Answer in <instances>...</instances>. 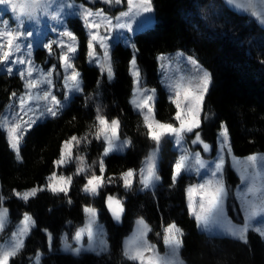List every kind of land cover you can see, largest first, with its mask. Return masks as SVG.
<instances>
[{
    "label": "snow or ice",
    "instance_id": "1",
    "mask_svg": "<svg viewBox=\"0 0 264 264\" xmlns=\"http://www.w3.org/2000/svg\"><path fill=\"white\" fill-rule=\"evenodd\" d=\"M105 5H125L124 10L110 15L103 8L93 10L84 3L75 0H0V73L9 77L18 76L22 81V90H13L8 95V103L0 107V132L6 136L9 147L17 161H22L21 147L26 136L40 123L49 118H57L73 102L77 94L84 93L83 77L76 60L79 58L80 42L77 35L64 24L66 15H75L87 30V60L99 68L100 76L111 82L115 78L112 60L113 41L125 38V33L140 30L146 20L151 19L155 11L153 0H102ZM238 12L247 14L264 26V0H227ZM69 10V11H66ZM111 10V9H110ZM9 16V18H5ZM56 38L39 42V47L47 50L49 58L43 65L37 64L34 57L33 37L40 31L41 21ZM54 22V25L48 22ZM134 25L138 27L134 28ZM131 42V36L125 38V44ZM55 46V48H54ZM97 48L102 50L97 51ZM133 49L128 64L132 77V89L129 103L133 110L142 117L147 139L153 146L141 162V166L128 168L119 176H105V158L111 154L122 153L130 147V138H121L119 117L109 119L103 114V106L96 105L94 123L83 136L71 135L63 140L59 157L53 161L54 170L46 177V183L33 186L23 191L13 189L12 195L27 203L38 192L51 191L64 194L71 190L74 177H83L85 183L80 189L86 196L95 198L108 185L122 182L125 191L132 190L135 184L138 190H155L161 180L159 174V152L162 143H173L179 155L171 165V184L174 187L185 174L199 178L197 183H190L186 188L187 209L196 221L197 227L210 231L213 227L223 234L244 243L248 242L249 232H255L264 238V153H252L239 158L233 155L229 129L221 124L218 134L219 148L212 159H204L202 152L213 151V146L205 141L201 134L204 121L210 115L204 110V101L213 83L212 73L200 61L191 55L177 52L175 55L160 53L158 71L160 84L167 92L168 101L174 106L170 121L157 119V89L149 88L140 65L137 62L139 49L131 43ZM101 79L97 80L96 96L100 95ZM85 106L93 97L84 96ZM75 119V118H74ZM91 137V138H90ZM99 141L103 151L98 160L88 163L86 152H81V145H90ZM189 145H195L194 150ZM232 157V167L238 174L240 184L235 192L243 212L241 223H233L225 212V204L232 190L224 180L226 155ZM75 164V171L64 175L58 170ZM98 165L99 175L94 168ZM10 199L0 194V264H11L25 249L26 239L36 221L30 212L13 223L5 201ZM68 203H72L69 197ZM108 210L117 222L124 214V201L114 194L105 198ZM85 222L76 228L71 239L64 236L65 251L79 254L81 251H108L107 242L101 237L103 227L99 224V211L91 204L83 206ZM11 225V230L9 226ZM162 231L155 235L161 237L166 252L162 255L156 244L148 239L152 227L143 217L136 221L133 233L122 244V256L131 264H185L180 252L184 247V231L175 221L164 224ZM47 232L51 247L52 233ZM85 238L87 246L85 247ZM42 253L37 251L30 258V264H41Z\"/></svg>",
    "mask_w": 264,
    "mask_h": 264
},
{
    "label": "trees",
    "instance_id": "2",
    "mask_svg": "<svg viewBox=\"0 0 264 264\" xmlns=\"http://www.w3.org/2000/svg\"><path fill=\"white\" fill-rule=\"evenodd\" d=\"M155 23L135 34L134 41L139 52L140 65L146 85L156 87L158 100L157 119L170 121L174 106L168 101L167 92L160 84L158 61L160 53L183 50L194 54L213 77V83L205 98L204 110L210 119L201 126L205 141L213 146L225 123L234 154L246 156L264 152V30L252 17L231 11L222 0H153ZM75 27L80 37L79 58L76 60L82 72L84 93L77 94L63 114L35 126L26 136L21 147L22 161L15 159L6 136L0 132V194L5 201L13 222L24 212H30L36 226L25 242L24 251L11 264H30V258L39 251L44 254L42 264H131L122 256L124 235L131 229L134 219L142 216L152 227V235L162 231L164 224L175 221L184 231L182 257L187 264H264V238L249 232L248 242L222 235H212L198 229L196 221L187 209L186 188L194 179L185 174L174 187L171 184V165L178 153L172 142L166 141L162 148L160 164L161 182L155 190H137V184L125 191L122 182L115 184L125 195L124 223L114 221L105 203L106 186L95 198L81 192L83 177H75L67 196L51 191L38 192L27 203L12 195V190H24L42 185L54 170L53 161L59 157L63 140L71 135L83 136L94 123L96 105L103 106L108 118L119 117L121 136L131 138L132 144L124 153L111 154L105 158V176L116 175L128 168L138 169L153 146L147 139L142 117L129 103L132 77L129 60L132 49L119 42L113 47L115 78L109 82L103 77L100 95L96 96L97 80L101 79L99 68L87 61V32L77 18ZM38 58L45 50H37ZM13 90H22L18 76L0 73V107L8 103ZM93 97L85 106L84 96ZM75 118V119H74ZM91 162L98 160L103 151L99 141L90 145ZM98 170V165H94ZM99 172V171H98ZM226 175L232 180L237 175L227 164ZM114 187H112L114 189ZM69 197L72 203H68ZM233 193L229 195L231 203ZM93 204L101 209V217L107 222L111 248L105 253L85 252L76 256L59 250L60 237L65 230L73 232L83 224V206ZM231 206V204H229ZM233 215V210L231 208ZM235 218L237 216L234 214ZM238 219V218H237ZM45 229L55 240V250L50 251Z\"/></svg>",
    "mask_w": 264,
    "mask_h": 264
},
{
    "label": "rangeland",
    "instance_id": "3",
    "mask_svg": "<svg viewBox=\"0 0 264 264\" xmlns=\"http://www.w3.org/2000/svg\"><path fill=\"white\" fill-rule=\"evenodd\" d=\"M75 3H77V4H80V3H84L86 6H88V7H92L93 8V10H95V9H97V8H103L106 12H109V14L110 15H116L119 11H122V10H124V8L126 7V4L125 5H117V6H108V5H105L103 2H102V0H75ZM4 6H0V8H3ZM111 9V10H110ZM66 11H69V10H67L66 9ZM5 18H9V16H5ZM78 17L77 16H75V15H66L63 19H64V24L65 25H67V27L70 29V30H72L76 35H77V37L79 38V42H80V37H79V35L77 34V32H76V30H75V27H77L78 26V23L77 22H74V19H77ZM155 20H156V18H155V13H152L151 14V19L150 20H146L145 21V23L142 25V26H139L140 27V30L139 31H136V32H134V33H125V38L126 37H128V36H131V42L129 43V44H125V38H120L119 40H117V41H113V45L115 46V44L116 43H119V42H121V43H123V44H125V45H127V46H129L130 48H131V43H134L135 44V41H134V36H135V34L136 33H138V32H140V31H143V30H145V29H147V28H149V27H151L152 25H154V23H155ZM83 23V22H82ZM48 24H52V25H54V22H51V21H49L48 22ZM135 27H138V25H134V28ZM86 32H87V30H86ZM49 38H51V39H55L56 38V33H53V32H51L50 31V29H49V27L45 24V22H44V19H42V21H41V26H40V31L36 34V36H34L33 37V42H34V44H37V41H39V42H47V40L49 39ZM136 45V44H135ZM113 46V47H114ZM39 48H42V47H39L38 46V44H37V46H35L34 47V59H35V62L37 63V64H40V65H42V66H44L43 65V62L45 61V60H48L49 61V63H53V62H55L54 61V59H52V58H49L48 57V54H47V50L46 49H44L45 50V54H42L39 58H38V54H37V50L39 49ZM54 48H55V46H54ZM137 48V47H136ZM43 49V48H42ZM132 49V48H131ZM80 50V49H79ZM97 51L98 52H101V54H102V50H100L99 48H97ZM132 51H133V49H132ZM177 52H183V53H185V55H191V56H194V57H196L194 54H192V53H189V52H186V51H183V50H177V51H173V52H168V53H165V54H167V55H175V53H177ZM197 58V57H196ZM112 60H113V48H112ZM88 61V60H87ZM91 65H93V64H91ZM113 67H114V64H113ZM206 68V67H205ZM207 69V68H206ZM208 70V69H207ZM79 71L81 72V70L79 69ZM209 71V70H208ZM210 72V71H209ZM82 73V72H81ZM102 80H103V78L101 77V82H102ZM114 80V79H113ZM83 84H84V82H83ZM163 86V85H162ZM147 87H149V88H156V87H152V86H149V85H147ZM157 97H158V91H157ZM206 98V97H205ZM205 102V101H204ZM104 114V113H103ZM109 119H111V118H109ZM222 124H225V123H222ZM220 132V131H219ZM77 136H80V135H77ZM91 138V137H90ZM121 138L123 139V138H125V137H123V136H121ZM127 138H129V137H127ZM131 139V138H130ZM93 142V141H92ZM165 143V142H164ZM164 143H162V145H161V148H160V152H159V174H160V164H161V159H162V148H163V145H164ZM92 144V143H91ZM90 144V145H91ZM90 145H81V148H80V151L81 152H86V154H87V158H88V163L89 164H91L92 162H91V158H90V151H91V148H90ZM172 147H173V149H175V147H174V145H173V143H172ZM189 147H191L192 149H194V150H199V149H197L196 148V146L195 145H189ZM129 147H127L122 153H124V152H126V150L128 149ZM219 148V141H218V137H217V142H216V145H215V149L213 148V151H211V152H209V153H204V152H202V157L204 158V159H212V158H214L215 156H216V150ZM176 150V149H175ZM178 153V152H177ZM232 153H233V155L234 156H236V157H239V158H243V157H246V156H238V155H236V154H234V152H233V150H232ZM256 153H264V152H256ZM178 155H179V153H178ZM226 155V164H225V171H224V180H225V183L227 184V186L232 190V192L231 193H233V196L234 197H231L232 198V201H231V203H229L230 201H229V196H228V198H227V200H226V204H225V212H226V215L228 216V218L229 219H231L232 221H233V223H241L242 222V220H243V212L241 211V209H240V201L238 200V199H236V196H235V192H236V189H237V185H239L240 184V180H239V174H238V172H237V170L234 168V167H232V157L231 156H228L227 154H225ZM227 164H230V166H231V168H232V170L235 172V174L237 175L236 177H233L232 176V180L231 179H229L230 181H229V183H228V179H227V175H226V167H227ZM75 167H76V165L75 164H69V165H67V166H65V167H63L62 169H59L58 170V174L62 171L63 172V174L64 175H69V174H71V173H73L74 171H75ZM94 168L96 169V167L94 166ZM96 172H97V174L99 175V172H98V170L96 169ZM189 175V174H188ZM161 176V175H160ZM194 180L192 181V182H190V183H197L198 181H199V178L198 177H196L195 175H190ZM75 178V177H74ZM74 181V180H73ZM160 182H161V180H160ZM159 182V183H160ZM46 183V182H45ZM44 183V184H45ZM158 183V184H159ZM189 183V184H190ZM115 184H118L117 182L115 183ZM115 184H112V185H108L109 187H107V189H108V192H107V195H109V194H114V195H116L117 197H119V198H121V199H123V201H124V209H125V211H124V214H123V216L121 217V220L119 221V222H117L115 219H114V221L115 222H117V223H119V224H123L124 223V215H125V212H126V205H125V195L124 196H122L121 194H120V192H119V189L117 188V186H115L114 187V185ZM188 184V185H189ZM43 185V184H42ZM136 185V184H135ZM134 185V186H135ZM187 185V186H188ZM37 186V185H36ZM133 186V187H134ZM112 187H114V189L112 188ZM138 188H139V185L137 184V190H138ZM25 190V189H24ZM20 191H23V190H20ZM229 204H231V206L229 205ZM92 206H94V207H96L97 209H98V211H99V214H98V221H99V224L103 227V230H104V234H103V236L101 237V239H104V240H106V242H107V246H108V251L110 250V248H111V242H110V238H109V230H108V225H107V222L104 220V219H102V217H101V209L99 208V207H97V206H95V205H93V204H91ZM5 206H6V204H5ZM7 207V206H6ZM107 207V206H106ZM231 208H232V210H233V215H232V212H231ZM108 209V208H107ZM109 211V210H108ZM110 212V211H109ZM9 213H10V211H9ZM110 214H111V212H110ZM234 214L237 216V218H235V217H233L234 216ZM33 216V215H32ZM111 216H112V214H111ZM140 217H142V216H137L135 219H134V221H133V224H132V226H131V229L124 235V237H123V241L125 240V238H127V237H129L132 233H133V231L135 230V228H136V221L138 220V218H140ZM10 218H11V216H10ZM113 218V217H112ZM144 218V217H143ZM12 219V218H11ZM144 220H145V218H144ZM13 221V220H12ZM146 221V220H145ZM84 222H85V219H84ZM84 222H83V224H84ZM147 222V221H146ZM13 223H15V222H13ZM148 223V222H147ZM82 224V225H83ZM149 224V223H148ZM177 224V223H176ZM82 225H80V226H82ZM79 226V227H80ZM179 226V225H178ZM180 227V226H179ZM78 228V227H77ZM181 228V227H180ZM199 230H201L200 228H198ZM9 230H11V225L9 226ZM76 230V229H75ZM75 230L73 231V232H70V231H68V230H65L63 233H62V235H61V237H60V244H59V250L61 251V252H64V253H70V254H73V255H76V256H79V255H82L83 253H85V252H92V253H97V254H100V253H105V251H100L99 249H97L96 251H81L78 255L77 254H74L73 252H71V251H65L64 250V247H63V243H64V236H65V234H67L68 235V242L70 243V244H72L74 247L76 246V244H75V241H73L72 239H71V236L74 234V232H75ZM32 231H33V229H32ZM32 231H31V233H32ZM48 232H50L49 230H47ZM201 231H203V230H201ZM152 232H153V230H152ZM152 232H150L149 234H148V239H149V241H151L152 243H154V244H156L157 245V247H158V249H159V251H160V253L163 255L165 252H166V249H165V247H164V245H163V243H162V239H161V237H158V236H156L155 234L154 235H152ZM204 232H206V233H208V234H212V235H222V236H228V235H226V234H223L219 229H217V228H215V227H213L210 231H204ZM31 233H30V235H31ZM47 233V232H46ZM51 233V232H50ZM29 235V236H30ZM249 235V234H248ZM48 237V236H47ZM52 241H51V247L49 246V240H48V247H49V249H50V251H53V250H55V240H54V236H53V234H52ZM229 237H231V236H229ZM233 238V237H232ZM27 240V239H26ZM0 242H2V241H0ZM87 246V240H86V238H85V247ZM108 251H106V252H108ZM42 253V252H41ZM44 256V254L42 253V257ZM180 256H181V258L185 261V264H187V262H186V260L182 257V255H181V252H180ZM42 257H41V264H42Z\"/></svg>",
    "mask_w": 264,
    "mask_h": 264
},
{
    "label": "water",
    "instance_id": "4",
    "mask_svg": "<svg viewBox=\"0 0 264 264\" xmlns=\"http://www.w3.org/2000/svg\"><path fill=\"white\" fill-rule=\"evenodd\" d=\"M222 1L224 2V4H225V5H226L231 11H233V12L239 14V15L248 16L247 14L242 13V12H238L236 9H234L231 5H229V4L227 3V0H222ZM253 20L255 21L254 18H253ZM255 23H256L260 28H262V29L264 30V26L258 24L256 21H255Z\"/></svg>",
    "mask_w": 264,
    "mask_h": 264
}]
</instances>
